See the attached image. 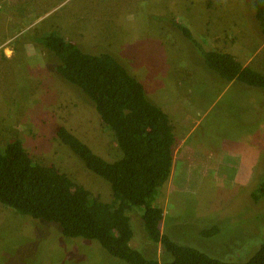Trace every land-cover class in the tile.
Segmentation results:
<instances>
[{"label":"rangeland","instance_id":"1","mask_svg":"<svg viewBox=\"0 0 264 264\" xmlns=\"http://www.w3.org/2000/svg\"><path fill=\"white\" fill-rule=\"evenodd\" d=\"M54 30L67 38L68 32L88 54L114 55L170 116L177 141L171 177L157 197L162 231L221 260H250L264 245V198L253 197L264 181V90L224 80L199 45L264 74V38L252 0H0V148L20 139L34 159L110 201V184L55 140L64 125L104 158L122 155L94 103L56 74L52 64L59 59L39 40ZM225 144L254 150V168L238 170L241 158ZM141 215L137 208L129 214L131 246L171 260L149 239ZM213 227L220 232L202 236ZM0 264L128 263L98 241L69 238L57 224L0 201Z\"/></svg>","mask_w":264,"mask_h":264},{"label":"trees","instance_id":"2","mask_svg":"<svg viewBox=\"0 0 264 264\" xmlns=\"http://www.w3.org/2000/svg\"><path fill=\"white\" fill-rule=\"evenodd\" d=\"M255 17L264 38V0H252ZM194 40L191 30L176 23ZM53 52L57 75L77 86L94 103L105 126L118 141L121 157L108 160L64 125L56 139L80 157L87 168L104 178L112 191L105 201L74 182L55 165L34 159L20 139L0 148V201L17 213L57 224L72 239L98 241L107 252L128 264H264V245L246 262L213 257L189 245H182L162 231L164 209L157 204L161 188L169 181L174 165L175 127L170 116L146 96L137 80L112 54L92 55L58 30L39 38ZM195 41V40H194ZM196 42V41H195ZM207 66L227 82H241L264 90V74L245 66L219 48L199 45ZM264 198V181L253 192ZM139 209L149 239L161 244L169 261L148 258L131 246L134 231L129 214ZM220 227L203 231L205 238L218 234Z\"/></svg>","mask_w":264,"mask_h":264},{"label":"crops","instance_id":"3","mask_svg":"<svg viewBox=\"0 0 264 264\" xmlns=\"http://www.w3.org/2000/svg\"><path fill=\"white\" fill-rule=\"evenodd\" d=\"M67 35H68V38L71 39V35L68 32H67ZM233 83L234 82H230V84H233ZM250 131H253V130L250 129ZM254 132H255L254 134H255L256 138L261 133V132H259V129L256 128V127H255ZM234 145H236V142L234 143ZM234 145L232 147H228L229 145L228 144H225V147L223 146V148L224 149L231 150V151L237 153L238 156L241 158L240 160L237 159V160H239V163H238L239 169L238 170H240L241 167L242 168L243 167H246V169H249V170L250 169H253L254 168V165H255L254 164L255 161L253 162L252 167H251V164H252V161H253V159L255 157L254 152H253L254 150L253 151L242 150V147L241 148H238L237 146H234ZM247 164L250 165V167L247 166Z\"/></svg>","mask_w":264,"mask_h":264}]
</instances>
